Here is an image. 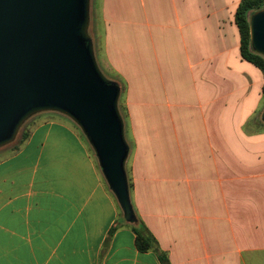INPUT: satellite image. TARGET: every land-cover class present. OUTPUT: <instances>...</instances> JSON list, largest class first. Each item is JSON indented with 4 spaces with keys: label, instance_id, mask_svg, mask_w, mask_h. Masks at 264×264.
I'll return each mask as SVG.
<instances>
[{
    "label": "crops",
    "instance_id": "crops-1",
    "mask_svg": "<svg viewBox=\"0 0 264 264\" xmlns=\"http://www.w3.org/2000/svg\"><path fill=\"white\" fill-rule=\"evenodd\" d=\"M240 1L102 0L132 201L172 264H264V76L241 55ZM41 114L0 150V264H162L136 248L85 136Z\"/></svg>",
    "mask_w": 264,
    "mask_h": 264
},
{
    "label": "water",
    "instance_id": "water-1",
    "mask_svg": "<svg viewBox=\"0 0 264 264\" xmlns=\"http://www.w3.org/2000/svg\"><path fill=\"white\" fill-rule=\"evenodd\" d=\"M90 23L91 0H0V150L38 114L69 117L93 149L125 221L134 223L122 86L102 71ZM249 28L251 49L264 56V7L250 13Z\"/></svg>",
    "mask_w": 264,
    "mask_h": 264
},
{
    "label": "trees",
    "instance_id": "trees-1",
    "mask_svg": "<svg viewBox=\"0 0 264 264\" xmlns=\"http://www.w3.org/2000/svg\"><path fill=\"white\" fill-rule=\"evenodd\" d=\"M263 7H264V0H241L236 9L235 21L239 28V32L241 36L240 50H241L242 57L246 59L247 61L253 63L255 66H257L262 71L263 76H264V56L254 52L251 49L250 28H249L250 13L257 11ZM112 76L114 77V79L118 80L121 83V86H122L121 98H122L125 94L126 83L123 81L121 77H117L113 73H112ZM263 95H264V86H263ZM120 107L122 111L126 112V107H124L121 104H120ZM27 123L22 128L19 139L13 145H11L10 149L12 151L17 150L29 137L30 131L26 127ZM129 184H130V190H131L132 185L130 182ZM134 209H135L136 216H137V221L134 223L125 222V219L123 217L121 210H120L119 215H120V220L126 225L130 226L132 231L134 232L136 248L140 252H150V251L154 252L158 256L162 264H172L168 257L167 252L164 251L160 247V244L157 238L154 236V234L150 231V229L147 227V225L144 223V221L139 216L135 205H134ZM119 227H120L119 222L116 225L114 224L112 226V229L110 230L109 237Z\"/></svg>",
    "mask_w": 264,
    "mask_h": 264
},
{
    "label": "rangeland",
    "instance_id": "rangeland-1",
    "mask_svg": "<svg viewBox=\"0 0 264 264\" xmlns=\"http://www.w3.org/2000/svg\"><path fill=\"white\" fill-rule=\"evenodd\" d=\"M101 6H102V0H91L90 34H91V36L93 38V41H94V46H95V52H96L97 60H98V63L100 65L102 71L105 72V74L109 78L114 79V77L112 76V73L110 72V70L108 69V67L106 65V61H105V59L103 57V54H102V43H101V39H100V30L102 28V12H101ZM120 104L123 105L124 107H126V105H125V96H123L122 98L120 97L119 107H120ZM120 111H121L122 116H123L124 121H125V130H126L127 140H130V129L127 127V123H126V116H125L126 115V112L125 111H122L121 107H120ZM42 115L43 114H40L38 116L36 115V116L33 117V119L40 118ZM258 117H260V116H258ZM64 118L67 121H69L73 126H75L83 134V132L81 131V129L78 127V125L72 119H70L67 116H64ZM21 130H20V133H21ZM20 133L18 134L16 141L19 139Z\"/></svg>",
    "mask_w": 264,
    "mask_h": 264
}]
</instances>
